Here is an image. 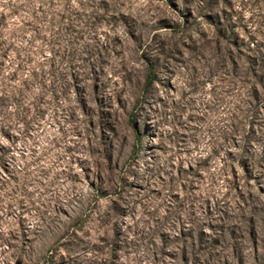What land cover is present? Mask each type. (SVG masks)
<instances>
[{"label": "rangeland", "instance_id": "374dc122", "mask_svg": "<svg viewBox=\"0 0 264 264\" xmlns=\"http://www.w3.org/2000/svg\"><path fill=\"white\" fill-rule=\"evenodd\" d=\"M0 264H264V0H0Z\"/></svg>", "mask_w": 264, "mask_h": 264}]
</instances>
